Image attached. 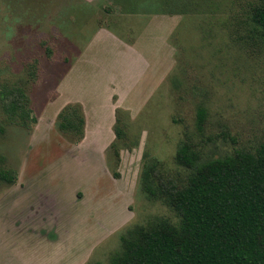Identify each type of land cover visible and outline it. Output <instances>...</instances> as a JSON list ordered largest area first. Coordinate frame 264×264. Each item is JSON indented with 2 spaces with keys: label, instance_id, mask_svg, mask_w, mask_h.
Wrapping results in <instances>:
<instances>
[{
  "label": "rangeland",
  "instance_id": "1",
  "mask_svg": "<svg viewBox=\"0 0 264 264\" xmlns=\"http://www.w3.org/2000/svg\"><path fill=\"white\" fill-rule=\"evenodd\" d=\"M263 3L0 0V90L19 87L36 117L26 126L0 102V170L17 174L12 184L0 182V264H108L130 227L162 217L179 223L171 207L142 191L145 159L158 160V178L183 183L188 169L174 159L181 141L203 157L264 143V34L250 19ZM151 14H166L153 32L164 49L147 61L153 70L133 76L135 67L120 81L112 62L103 73L93 61L76 76L86 83L72 81L99 27L128 42L146 40ZM107 50L91 49L110 58ZM70 102L86 121L79 142L56 124ZM117 114L123 136L110 147Z\"/></svg>",
  "mask_w": 264,
  "mask_h": 264
},
{
  "label": "trees",
  "instance_id": "2",
  "mask_svg": "<svg viewBox=\"0 0 264 264\" xmlns=\"http://www.w3.org/2000/svg\"><path fill=\"white\" fill-rule=\"evenodd\" d=\"M250 19L264 34V3L253 9ZM25 100L19 87L0 90L2 108L27 126L36 117L24 107ZM205 114L204 108L198 109V126ZM84 123L77 102L65 104L57 114L58 130L73 142L83 138ZM119 123L117 114L110 147L123 136ZM174 159L188 169L183 183L158 178L155 158L145 159L139 182L148 199H160L174 210L179 223L162 217L130 227L120 235L121 250L108 264H264V143L203 157L191 143L181 141ZM16 179V172L0 170V182Z\"/></svg>",
  "mask_w": 264,
  "mask_h": 264
},
{
  "label": "crops",
  "instance_id": "3",
  "mask_svg": "<svg viewBox=\"0 0 264 264\" xmlns=\"http://www.w3.org/2000/svg\"><path fill=\"white\" fill-rule=\"evenodd\" d=\"M85 1L90 2V0H85ZM156 15L157 14H151L152 17L149 18L148 20L149 22L146 23V28L149 30H152L151 36L147 37L146 40H143V38L141 37L142 35L141 32L144 31L143 28L140 31V34H141L140 36H138L135 40L128 42L127 40H124V39H121V38H118L112 35L110 33V30L106 29V27H99L91 36L87 47H85L84 51L79 55L78 57L79 63H84V62L85 63L76 64L74 66V69L72 70V81L73 82L75 81V83L77 82H82V84L86 83V82L80 81L79 80L80 78L78 79L76 78V76L78 75L80 77L84 68L91 67L92 65L91 62L93 63V61H97V63L102 67L103 73H106V69H107L106 66L107 65L110 66L112 62L113 68L114 69L115 67L117 68V72L113 73V77L114 79H118L120 81H128L129 80L128 78L132 75L135 76V73L137 72L141 73L142 77H144V73L142 69L145 67L149 66L153 70V66H151V63L149 65L147 61L149 62L150 60L158 61L161 57V53L164 51V49H161V42L156 43L157 38L156 36H154L153 32L155 33L154 30L163 28L159 26L160 23H158L159 22L158 19H162L163 17L166 16V14H160V15L158 14L159 18H155L157 19L155 20L154 17ZM167 18L169 17L167 16ZM109 41H112V45H110L111 43ZM95 45H99L102 48H104L106 53L108 51L107 46H110V52L112 53V56L109 58L107 55H105V52H103L102 54L93 53L91 49ZM111 47L113 48L111 49ZM155 53H158L156 57H155ZM124 61H128L127 68L125 69L124 72L121 73V76H119L120 64H122ZM159 66H157V69H155L156 72ZM135 67L137 68L136 70H134ZM133 70L134 72L132 73V75H130L131 71ZM156 72L153 71L152 72L153 75H156ZM108 73L109 72H107V74ZM130 80L135 85L139 86L140 80H136V79H130ZM80 102H83V101L81 100ZM86 132H87V129H86V121H85L84 135L81 141L84 140L86 136Z\"/></svg>",
  "mask_w": 264,
  "mask_h": 264
}]
</instances>
